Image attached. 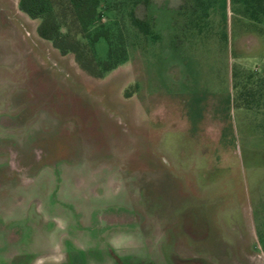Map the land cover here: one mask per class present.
<instances>
[{
    "label": "rangeland",
    "instance_id": "obj_1",
    "mask_svg": "<svg viewBox=\"0 0 264 264\" xmlns=\"http://www.w3.org/2000/svg\"><path fill=\"white\" fill-rule=\"evenodd\" d=\"M18 1L0 0V253L33 264H264L262 149L238 131L230 147L197 140L196 156L170 131L175 103L225 92L227 65L206 37L264 19V0H99L83 33L70 26L82 57L116 58L99 77L40 39L39 18Z\"/></svg>",
    "mask_w": 264,
    "mask_h": 264
},
{
    "label": "crops",
    "instance_id": "obj_2",
    "mask_svg": "<svg viewBox=\"0 0 264 264\" xmlns=\"http://www.w3.org/2000/svg\"><path fill=\"white\" fill-rule=\"evenodd\" d=\"M235 23L234 37L230 32L206 37V42L211 44L206 52H213L227 65L228 84L224 94L210 95L205 103L194 94L195 97L184 102L187 108L180 107L178 102L172 105L173 122L178 125L170 131L183 134L196 156H203L202 145L207 146L204 140L215 138L221 147H230L227 142L232 141L238 131L245 139H253L254 145L258 144L254 153H260L261 148L264 154V123L261 122L264 120V19L238 18ZM250 56L258 63L253 70L246 65ZM230 61L235 64V70ZM197 140L203 141L202 145ZM237 154L244 168L241 153Z\"/></svg>",
    "mask_w": 264,
    "mask_h": 264
},
{
    "label": "trees",
    "instance_id": "obj_3",
    "mask_svg": "<svg viewBox=\"0 0 264 264\" xmlns=\"http://www.w3.org/2000/svg\"><path fill=\"white\" fill-rule=\"evenodd\" d=\"M99 0H19L18 8L30 18H39L36 26V35L51 44L52 48L63 55L74 54V61L78 67L99 77L101 71H107L116 61L108 51V58L111 62H103L99 65L82 57L79 43L70 35V26H73L77 33H83L93 23ZM68 19V23H65ZM74 35V34H73ZM76 35V34H75ZM93 37L90 43H94ZM99 67V70H98Z\"/></svg>",
    "mask_w": 264,
    "mask_h": 264
},
{
    "label": "flooded vegetation",
    "instance_id": "obj_4",
    "mask_svg": "<svg viewBox=\"0 0 264 264\" xmlns=\"http://www.w3.org/2000/svg\"><path fill=\"white\" fill-rule=\"evenodd\" d=\"M62 255V259H60L61 261L65 260V255ZM1 258L6 261V263L9 264H24L27 262H24L25 260H20L19 259V255H16L15 252H6V253H0ZM27 264H33V263H27Z\"/></svg>",
    "mask_w": 264,
    "mask_h": 264
}]
</instances>
